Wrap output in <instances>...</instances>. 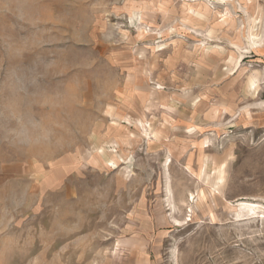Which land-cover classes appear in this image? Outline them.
Here are the masks:
<instances>
[{
    "label": "rangeland",
    "instance_id": "374dc122",
    "mask_svg": "<svg viewBox=\"0 0 264 264\" xmlns=\"http://www.w3.org/2000/svg\"><path fill=\"white\" fill-rule=\"evenodd\" d=\"M0 264H264V0H0Z\"/></svg>",
    "mask_w": 264,
    "mask_h": 264
}]
</instances>
